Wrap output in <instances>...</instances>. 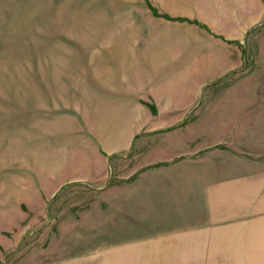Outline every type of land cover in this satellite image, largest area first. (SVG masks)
Instances as JSON below:
<instances>
[{"label":"rangeland","instance_id":"rangeland-1","mask_svg":"<svg viewBox=\"0 0 264 264\" xmlns=\"http://www.w3.org/2000/svg\"><path fill=\"white\" fill-rule=\"evenodd\" d=\"M211 1L195 0L207 8ZM166 2L0 0V264H144L152 257L157 264H264V232L252 249L227 238L217 249L223 254H109L125 241L106 235L112 228L104 186L116 180L115 168L109 166L106 183L66 171L68 156L90 153L108 129L98 99L115 90L123 73L138 72L136 63L160 49L158 40L195 32L155 17V7L159 15L170 10ZM195 50L202 55L201 47ZM243 52L242 66L225 78L252 73L242 85L256 86L264 102V19L247 32ZM108 113L116 122L117 112ZM113 157L115 163L131 155ZM167 234L135 229L124 237L133 247L137 235ZM197 246L176 250H204ZM245 250L252 253H239Z\"/></svg>","mask_w":264,"mask_h":264},{"label":"crops","instance_id":"crops-1","mask_svg":"<svg viewBox=\"0 0 264 264\" xmlns=\"http://www.w3.org/2000/svg\"><path fill=\"white\" fill-rule=\"evenodd\" d=\"M169 1L161 18L194 34L156 39L160 49L136 63L138 72L123 73L115 90L98 99L108 129L90 153L68 156L66 171L106 183L109 166L115 168L116 180L104 186L112 228L106 235L125 241L109 254H223L217 249L235 237L252 249L264 232V102L256 86L242 85L252 73L225 76L242 66L245 37L264 19V0H212L210 8ZM116 153L131 157L114 163ZM135 229L183 234L137 235L141 241L131 247L124 234ZM190 245L204 250H176Z\"/></svg>","mask_w":264,"mask_h":264},{"label":"trees","instance_id":"trees-1","mask_svg":"<svg viewBox=\"0 0 264 264\" xmlns=\"http://www.w3.org/2000/svg\"><path fill=\"white\" fill-rule=\"evenodd\" d=\"M154 11H155V12H154ZM154 11H153V12H154L155 16H159V17H161V15L158 14V12H157V10H156L155 8H154ZM163 17L169 19V17H166V16H163Z\"/></svg>","mask_w":264,"mask_h":264}]
</instances>
